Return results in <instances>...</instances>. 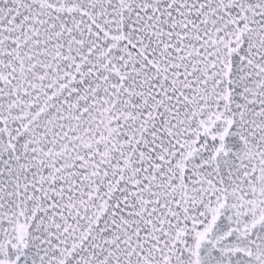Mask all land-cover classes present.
Returning a JSON list of instances; mask_svg holds the SVG:
<instances>
[{"label": "snow or ice", "instance_id": "obj_1", "mask_svg": "<svg viewBox=\"0 0 264 264\" xmlns=\"http://www.w3.org/2000/svg\"><path fill=\"white\" fill-rule=\"evenodd\" d=\"M0 264H264V0H0Z\"/></svg>", "mask_w": 264, "mask_h": 264}]
</instances>
